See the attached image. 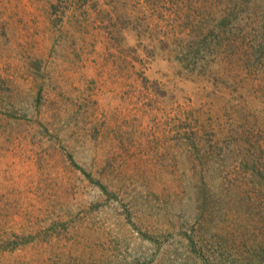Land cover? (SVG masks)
Returning a JSON list of instances; mask_svg holds the SVG:
<instances>
[{"label":"rangeland","instance_id":"obj_1","mask_svg":"<svg viewBox=\"0 0 264 264\" xmlns=\"http://www.w3.org/2000/svg\"><path fill=\"white\" fill-rule=\"evenodd\" d=\"M0 264H264V0H0Z\"/></svg>","mask_w":264,"mask_h":264}]
</instances>
